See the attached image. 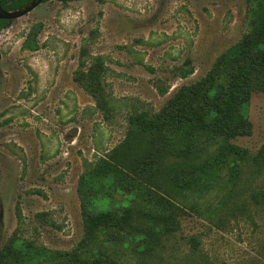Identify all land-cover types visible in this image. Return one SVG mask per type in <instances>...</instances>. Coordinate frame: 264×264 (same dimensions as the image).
<instances>
[{
	"label": "rangeland",
	"instance_id": "rangeland-1",
	"mask_svg": "<svg viewBox=\"0 0 264 264\" xmlns=\"http://www.w3.org/2000/svg\"><path fill=\"white\" fill-rule=\"evenodd\" d=\"M252 2L49 0L12 20L0 32V252L11 238L75 248L84 234L79 182L89 164L124 142L131 114L158 112L181 86L205 76L248 31ZM29 39L36 50L24 48ZM83 52L85 68L96 56L105 60V110L74 79ZM248 116L252 133L235 143L256 154L264 147V92L253 93ZM263 179L245 173L242 181L250 193L263 189ZM158 182L155 189L188 212L170 242L174 254L159 264H178L193 235L212 264H244L255 254L263 264V209L254 223L245 216L218 229L196 211L216 205L223 188L197 195L174 192L162 175ZM124 199L114 193L99 209Z\"/></svg>",
	"mask_w": 264,
	"mask_h": 264
},
{
	"label": "trees",
	"instance_id": "trees-1",
	"mask_svg": "<svg viewBox=\"0 0 264 264\" xmlns=\"http://www.w3.org/2000/svg\"><path fill=\"white\" fill-rule=\"evenodd\" d=\"M29 1L0 0V5L16 10ZM10 22L0 19V32ZM248 26L205 76L181 86L158 112L131 114L124 142L89 164L79 182L84 234L75 248L51 250L11 238L0 252V264H159L165 256L172 257L170 242L181 226V216L188 212L155 189L154 185L162 187L161 175L177 193L202 195L223 188L224 196L216 205L196 211L218 229L245 216L254 223L262 209L264 222V179L263 189L250 193L242 181L245 173L264 177V147L251 154L235 143L251 135L248 106L254 92H264V0H253ZM24 48L36 50L38 44L29 39ZM87 58L83 52L74 79L105 110V60L96 56L85 68ZM143 140L147 146L139 151ZM169 157L178 163L165 166ZM114 193L125 196L124 201L99 209V200ZM186 245L178 264H212L198 236L189 237ZM127 255L132 262L124 260ZM243 260L258 264L261 255Z\"/></svg>",
	"mask_w": 264,
	"mask_h": 264
},
{
	"label": "water",
	"instance_id": "water-1",
	"mask_svg": "<svg viewBox=\"0 0 264 264\" xmlns=\"http://www.w3.org/2000/svg\"><path fill=\"white\" fill-rule=\"evenodd\" d=\"M43 1L44 0H30L26 5L16 10H6L2 8V6L0 5V19L12 21L14 19L25 16L28 13H30L32 10H34ZM0 59H1V53H0Z\"/></svg>",
	"mask_w": 264,
	"mask_h": 264
}]
</instances>
